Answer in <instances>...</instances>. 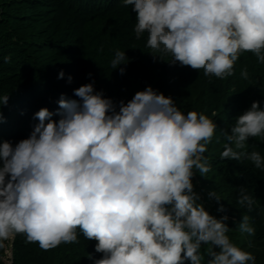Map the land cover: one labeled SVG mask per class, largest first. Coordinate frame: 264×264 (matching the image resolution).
I'll list each match as a JSON object with an SVG mask.
<instances>
[{
	"label": "clouds",
	"instance_id": "1",
	"mask_svg": "<svg viewBox=\"0 0 264 264\" xmlns=\"http://www.w3.org/2000/svg\"><path fill=\"white\" fill-rule=\"evenodd\" d=\"M123 4L133 6L136 39L147 33L146 46L154 57L171 55L172 63L219 79L234 74L244 53L264 65V0ZM3 59L8 63L11 58ZM126 62L125 52L116 51L111 67ZM240 74L249 79L246 67ZM74 95L81 102L64 96L58 101V123L42 108L29 138L15 146L0 143V250L7 253L6 242L23 234L26 243L47 251L78 243L79 230L96 240L95 251L103 254L94 264H203L202 243L211 257L207 264H256L252 253L230 241L223 222L228 217L210 215L193 191L194 170L202 176L211 170L204 154L216 132L213 119L183 113L151 86L126 104L120 101L118 111L92 83ZM7 100L8 95L0 97V105ZM223 137L221 159L246 160L264 171V156L247 151L250 137L264 141V109L258 101ZM210 195L221 199L216 192ZM237 202L249 210L255 204L245 188ZM237 231L255 235L248 215Z\"/></svg>",
	"mask_w": 264,
	"mask_h": 264
},
{
	"label": "trees",
	"instance_id": "2",
	"mask_svg": "<svg viewBox=\"0 0 264 264\" xmlns=\"http://www.w3.org/2000/svg\"><path fill=\"white\" fill-rule=\"evenodd\" d=\"M132 9L123 0H0V97L8 95L7 103L0 105V143L15 146L29 138L39 123L35 113L42 108L53 113L50 119L58 123L61 96L81 102L74 90L85 84L92 83L96 92H103L117 105V111L120 101L126 104L136 92L151 86L171 97L183 113L196 111L213 119L216 132L204 154L211 170L205 176L197 173L203 187L221 196L216 200L229 215L223 222L230 230V241L234 245L243 241V251L264 264V171L246 160L220 158L226 142L223 133L230 134L236 118L253 102L264 109V65L253 54L244 53L234 65V74L219 79L205 77L202 69L172 63L171 55L164 60L154 57L146 46L147 33L136 39ZM116 51H124L127 62L112 69ZM4 57H10V62L5 63ZM245 67L248 80L240 74ZM120 68L125 69L123 74ZM247 145V151L255 147L264 156V141L250 137ZM241 188L255 200L251 210L237 202ZM243 215L250 217L256 229L254 236L246 234L250 241L240 238L238 232L234 237ZM25 239L18 234L13 240V264H94L103 257L95 251L97 241L87 240L79 230L78 243L47 251ZM207 248L202 243L203 264L211 258ZM214 251L219 249L214 247ZM3 253L0 250V264H5Z\"/></svg>",
	"mask_w": 264,
	"mask_h": 264
},
{
	"label": "rangeland",
	"instance_id": "3",
	"mask_svg": "<svg viewBox=\"0 0 264 264\" xmlns=\"http://www.w3.org/2000/svg\"><path fill=\"white\" fill-rule=\"evenodd\" d=\"M254 150H258V148L254 147ZM262 152V151H261ZM198 171L194 170V176L192 177V183L194 185L193 191L199 196V203L202 204L205 208V210L212 215L213 217L217 218L218 220L221 219L224 216H227L229 218L228 213L226 212L225 207L221 206V201H217L216 198L214 196H211L210 193L211 190L207 187H203V181L201 180V177L198 175L197 173ZM219 202V203H218ZM220 206V208L218 206ZM221 207L223 208V211H221ZM238 231L236 230V235H234V237L238 236ZM228 235V234H227ZM231 235H229L230 237ZM240 238L245 239L250 241L251 239L246 235V234H242L240 236ZM14 240V239H13ZM13 240L7 242L8 244V250L7 253L2 254V260L5 262V264H13V259H14V249H13ZM236 246L239 245L241 250H244V244L243 241L239 244H235ZM263 245H261L262 247ZM264 250V249H262ZM256 255V254H255ZM260 256V255H259ZM262 257L264 260V251L262 253ZM258 257L256 258V264H260V261L257 260Z\"/></svg>",
	"mask_w": 264,
	"mask_h": 264
}]
</instances>
